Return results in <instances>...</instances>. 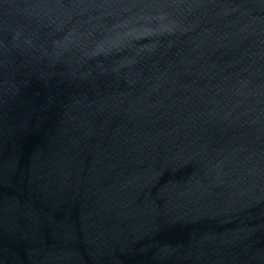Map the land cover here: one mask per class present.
<instances>
[{"label":"water","instance_id":"1","mask_svg":"<svg viewBox=\"0 0 264 264\" xmlns=\"http://www.w3.org/2000/svg\"><path fill=\"white\" fill-rule=\"evenodd\" d=\"M0 264H264V0H0Z\"/></svg>","mask_w":264,"mask_h":264}]
</instances>
